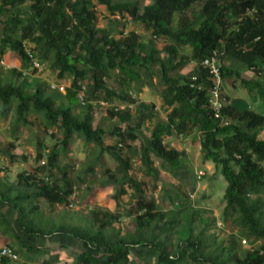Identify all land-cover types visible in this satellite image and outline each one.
Instances as JSON below:
<instances>
[{"label":"trees","instance_id":"trees-1","mask_svg":"<svg viewBox=\"0 0 264 264\" xmlns=\"http://www.w3.org/2000/svg\"><path fill=\"white\" fill-rule=\"evenodd\" d=\"M97 1L113 16L104 28L96 26L92 0H0V60L8 51L22 60L20 69L13 67L9 76L0 74V101L6 108L16 104V124H29L27 114L33 108L61 134L47 165H41L42 171H49V181L26 172L12 184L0 178V241L19 256L17 261L3 258L0 264H19L20 252L49 254L48 240L60 248L51 260L57 264H264V138H259L264 110L259 113L242 98H229L225 92L230 101L224 109L229 124L221 126L210 108L208 88L199 89L201 82L210 85L209 68L203 62L215 57L224 91L225 83L237 78L256 93L257 97L251 95L252 101L264 103V0H151L143 6L138 0ZM126 15L144 25L152 38L143 40L135 31H120L121 18ZM154 38L165 42L160 47ZM30 43L42 64L48 61L60 79L70 77L66 93L57 91L70 105L57 104L40 81L31 84L24 78L20 84L15 82L25 70L36 69L26 51ZM185 48L192 50L190 55L183 52ZM192 65L193 69L182 73ZM244 70L262 76L246 77ZM85 83L90 89L82 103L79 95ZM145 86L162 87L166 118L158 114L155 103L132 96ZM102 93L107 101L134 106V110L110 107L108 115L118 123L113 131L94 126V103ZM78 101L84 105L81 113L75 111ZM151 121L155 125L146 134L144 127ZM196 129L201 135L202 162L213 163L227 181L222 220L234 224L239 233L222 240L212 235L213 242L207 235L193 236L199 211L192 210L191 218L184 217L187 229L173 252L169 231L182 221L169 217L155 200L145 198V182L134 176L132 157L122 147L139 141L144 172L158 179L161 173L152 157L173 169L183 163L184 152L168 147L165 138L187 136ZM107 134L116 135L117 144L105 145ZM76 135L96 144L99 157L109 153L118 162L123 177L115 200L119 202L127 193L126 185L133 190L136 201L129 208L135 215L132 230L122 233L115 229L112 224L119 214L99 209L91 211L92 221L87 224L44 221L40 200L68 204L74 192L66 176L53 180V172L60 169L59 156ZM44 156L38 151L37 161ZM242 238L263 243L240 255L237 243ZM76 246L77 254L69 263V250Z\"/></svg>","mask_w":264,"mask_h":264},{"label":"rangeland","instance_id":"rangeland-1","mask_svg":"<svg viewBox=\"0 0 264 264\" xmlns=\"http://www.w3.org/2000/svg\"><path fill=\"white\" fill-rule=\"evenodd\" d=\"M115 1H131V0H115ZM141 6L149 3L151 0H138ZM198 4L193 6L194 10L198 9ZM92 6L95 8L98 20L96 26L104 28L113 18L105 5L100 4L97 0H92ZM5 20L3 16L1 18ZM125 33L129 31L137 32L143 40L151 39V32L140 23L132 21L126 15L121 18V24L118 28ZM119 36V35H118ZM117 36V37H118ZM157 45L160 47L165 42L163 39H156ZM35 48L33 43L27 44L26 49ZM183 52L190 55V48L183 49ZM4 59L11 65V68L6 69L0 63V74L9 76L11 69L22 67L21 58L14 52L8 51L4 55ZM5 62V63H6ZM192 67L187 66L182 70L183 74L188 73ZM25 75L21 78H15L18 84L21 81L35 84L40 81L44 84L46 93L53 95L57 104L70 103L61 95L58 90L52 87L64 85L65 91L71 83L70 77L60 79L57 76V70L48 62L44 61L39 69L25 70ZM244 70V76L255 77L259 79L262 75L257 73L251 74ZM234 81L225 83V92L229 98L240 97L245 100L250 107L254 108L259 113L264 110V103L261 99L252 101L251 95L257 97L255 92H250L242 82L235 78ZM155 83L157 79H154ZM235 82V83H234ZM83 95L88 92L89 84L85 83ZM109 86L115 89H120L116 84L109 82ZM135 89V87L133 88ZM162 87L150 88L145 86L141 92H131L132 96L138 101L146 103H155L158 114L166 115L163 109V100L161 97ZM29 92L32 91L29 89ZM64 93V92H63ZM66 93V92H65ZM81 93V92H80ZM98 100L95 101V118L94 126H102L107 131H113L114 127L118 126L116 119L110 118L108 111L110 107H122L119 101H107L104 95L99 94ZM15 103L10 104L8 108L0 101V178L6 184L16 183L20 173H32L37 175V178L49 179V171L41 170V165H47L49 152L54 145L59 142L61 134L55 125H48L45 117L39 111L31 108L27 114L30 121L29 124H16L15 122ZM78 101L76 104V113H81L83 106ZM86 106V104H85ZM130 106V105H127ZM133 106V105H132ZM124 107V104H123ZM130 110H134V107ZM155 121L147 122L144 131L149 134ZM123 128L125 124L121 125ZM259 138H264V129L260 131ZM118 137L116 135H106L104 138L105 145L117 144ZM165 143L168 147L177 148L184 152L182 166L177 169L171 168L168 164L161 160L152 157L154 166L160 171V177L157 179L154 176H147L144 172L140 153V142L130 143L131 147L123 145L126 154L132 157L134 176L145 182V198L147 200H155L158 207L166 212L169 217H177L182 221L181 226H176L171 229L169 242L171 250L174 252L187 228L184 227V217L189 215L191 211L198 210L193 222V236L207 235L209 240L213 242L212 235H216L218 240L228 237L230 234L239 233V229L234 227L232 223H225L222 220V214L226 205L224 199L227 181L221 174L219 169L213 163L202 162L201 155V135L199 131L194 130L187 136H174L165 138ZM38 151L44 153V159L37 161ZM100 149L96 144L87 143L80 135L74 136V139L69 146L61 152L59 156V170H55L53 180L59 178L69 180L73 184V194L69 199L68 204H49L43 199L39 201L42 216L44 221L52 219L56 222L68 221L80 223H89L92 221L91 211L99 209L119 214V220L112 225L122 233L132 230L134 227L133 219L135 215L130 212V207L136 201L133 190L126 185L127 193L120 197L119 202L115 200V194L118 192L122 174L118 171V162L109 153H104L99 157ZM203 171L204 175L199 178V171ZM49 181V180H48ZM110 182V183H109ZM192 196V197H191ZM206 231L205 234L203 231ZM3 239V237H2ZM245 239V240H244ZM263 243L258 240L250 243L248 239L242 238L238 241L237 247L239 254L243 255L248 248L259 247ZM3 244L0 241V245ZM13 245V242H12ZM46 247L50 249L49 254L33 255L27 252H20L21 260L19 264H57L51 262L55 253L60 250L58 244L48 240ZM18 250V246L16 247ZM77 246L71 248L69 263H73L74 255L77 254ZM172 252V253H173ZM62 253V252H61ZM62 259L65 256L62 254ZM46 260L49 262L46 263ZM58 264H61L59 262ZM63 264V263H62ZM190 264H192L190 262Z\"/></svg>","mask_w":264,"mask_h":264},{"label":"built area","instance_id":"built-area-1","mask_svg":"<svg viewBox=\"0 0 264 264\" xmlns=\"http://www.w3.org/2000/svg\"><path fill=\"white\" fill-rule=\"evenodd\" d=\"M27 53L29 54V56L31 57V64L39 69L41 68V66L43 65L42 62L40 60H38L32 53L31 48L30 49H26ZM5 59H1L0 63L3 65L4 68L9 69L11 68V65L6 62ZM203 66L205 68H209V82L210 85H206L204 82H201L199 89H204V88H208V95H209V104H210V108L212 109L213 113H214V118L216 120H218L220 122L221 126H226L229 124V119L228 117H226L224 115V109L226 108V106L230 103V101L227 100V97L225 95V91L223 88V78L221 75V69H220V64L218 62V59H216L215 57H213L211 60L209 59H205L203 62ZM194 68V65H193ZM193 79L195 81L198 80L197 76H194ZM54 90H58V91H63L64 93L65 91V86L64 85H57V86H53L52 87ZM84 88V86H83ZM67 89V87H66ZM83 91V90H82ZM80 93L79 95V99L82 101V103H84V95L83 93ZM62 92V93H63ZM122 107H116V110H124V109H132L133 106H127L124 104H121ZM204 175L203 171H199L198 173V177L201 178ZM9 257L10 259H12L13 261H17L19 259L18 254L13 250V248L9 247V246H1L0 247V262L3 258H7Z\"/></svg>","mask_w":264,"mask_h":264},{"label":"crops","instance_id":"crops-1","mask_svg":"<svg viewBox=\"0 0 264 264\" xmlns=\"http://www.w3.org/2000/svg\"><path fill=\"white\" fill-rule=\"evenodd\" d=\"M243 72H244V71H243ZM246 72H247V71H246ZM249 73H250V72H249ZM249 73H248V74H249ZM243 74H244V73H243ZM156 109H157V108H156ZM161 116L166 118V116H165L164 114H161ZM1 246H2V244L0 245V247H1Z\"/></svg>","mask_w":264,"mask_h":264},{"label":"clouds","instance_id":"clouds-1","mask_svg":"<svg viewBox=\"0 0 264 264\" xmlns=\"http://www.w3.org/2000/svg\"><path fill=\"white\" fill-rule=\"evenodd\" d=\"M134 107V106H133ZM116 108V107H115ZM129 109V108H128Z\"/></svg>","mask_w":264,"mask_h":264}]
</instances>
